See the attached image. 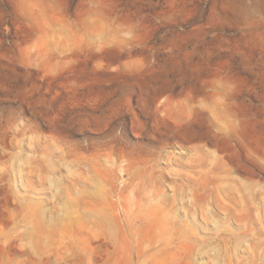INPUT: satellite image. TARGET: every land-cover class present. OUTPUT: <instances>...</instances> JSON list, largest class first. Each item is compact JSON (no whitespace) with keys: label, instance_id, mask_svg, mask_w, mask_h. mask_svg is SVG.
I'll return each instance as SVG.
<instances>
[{"label":"rangeland","instance_id":"374dc122","mask_svg":"<svg viewBox=\"0 0 264 264\" xmlns=\"http://www.w3.org/2000/svg\"><path fill=\"white\" fill-rule=\"evenodd\" d=\"M0 264H264V0H0Z\"/></svg>","mask_w":264,"mask_h":264}]
</instances>
